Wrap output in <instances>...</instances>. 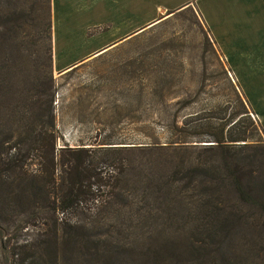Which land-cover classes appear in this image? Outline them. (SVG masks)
Wrapping results in <instances>:
<instances>
[{"label": "trees", "instance_id": "trees-1", "mask_svg": "<svg viewBox=\"0 0 264 264\" xmlns=\"http://www.w3.org/2000/svg\"><path fill=\"white\" fill-rule=\"evenodd\" d=\"M36 1L48 7V17L44 36L33 44L42 42L51 70V0ZM21 29L17 15L7 14L0 0V229L5 216L27 210L44 209L49 220V230L37 239L2 247L16 256L13 264H264V141L256 137L262 128L255 131L239 93L238 109L227 113L229 103L221 117L192 126L208 138L189 144V158L175 163L157 152L143 161L150 176L140 178L139 205L115 189L104 203L84 207L83 201L96 200L91 180H98L97 166L114 165L119 152L134 147L56 149L51 74L43 102L36 90L24 99L23 110L9 105ZM120 160L117 174L124 176L125 165L134 160ZM179 169L185 173L176 177ZM72 209L80 221L64 216ZM111 221L122 226L117 235L95 237L94 230ZM154 231L163 239L154 238ZM133 233L140 237L135 244L128 242Z\"/></svg>", "mask_w": 264, "mask_h": 264}, {"label": "rangeland", "instance_id": "rangeland-1", "mask_svg": "<svg viewBox=\"0 0 264 264\" xmlns=\"http://www.w3.org/2000/svg\"><path fill=\"white\" fill-rule=\"evenodd\" d=\"M1 2L7 14L17 15L22 27L18 36L22 46L16 50L18 74L13 78L14 92L9 105L23 110L24 99L30 98L36 90L39 91L40 102H43L42 91L51 74L55 90L52 104L56 149L134 147L116 153L119 161L114 165L103 162L97 166L98 180H91V191L96 200L90 198L81 206L93 208L104 203L115 189L139 205L144 186L142 179L150 176L143 161L155 158L157 152L159 157L173 159L175 163L178 158H189V144H194L196 139L208 138L202 134L203 130L192 129V126L207 117H221L223 108L229 103L227 113L234 107L238 109L237 93L247 102L255 131L261 127L203 27L200 14L193 8L174 14L161 9L158 16H169L119 41L112 50L85 62L84 66L59 76L53 67L51 70L48 67L42 42L33 44V39L45 34L48 7H38L36 0ZM106 28L104 24L90 25L87 36H93L88 39L90 43L109 39L111 31L106 32ZM84 42V37L75 39L69 46ZM53 43L56 50L64 47L61 40H52V46ZM256 137L264 141L263 129L256 133ZM122 158L134 160L125 165L124 176L117 174ZM184 173L179 169L174 175L177 177ZM58 216L62 217L61 214ZM64 216L73 222L81 220L73 209L64 212ZM3 220L0 264H13L16 259L9 253L10 246L31 242L49 230L44 209L27 210L16 216H5ZM108 223L94 230L95 237L104 239L108 234L117 235V229L122 226L115 221ZM129 231L133 228L124 232L127 234ZM151 235L158 240L164 237L157 236L156 231ZM138 240L137 233L129 235V243L135 244ZM4 245L8 247L6 250L2 249Z\"/></svg>", "mask_w": 264, "mask_h": 264}, {"label": "crops", "instance_id": "crops-1", "mask_svg": "<svg viewBox=\"0 0 264 264\" xmlns=\"http://www.w3.org/2000/svg\"><path fill=\"white\" fill-rule=\"evenodd\" d=\"M193 8L214 42L218 54L246 97L264 131V0H51L53 71L59 76L113 49V45L166 13ZM161 13V12H160ZM107 25L109 39L90 43V25ZM84 44L70 42L83 38ZM66 44V46H65Z\"/></svg>", "mask_w": 264, "mask_h": 264}]
</instances>
